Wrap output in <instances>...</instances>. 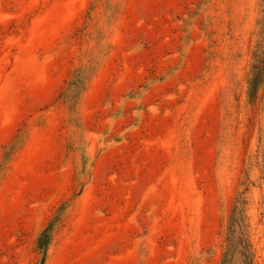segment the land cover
<instances>
[{
	"label": "rangeland",
	"instance_id": "374dc122",
	"mask_svg": "<svg viewBox=\"0 0 264 264\" xmlns=\"http://www.w3.org/2000/svg\"><path fill=\"white\" fill-rule=\"evenodd\" d=\"M0 264H264V0H0Z\"/></svg>",
	"mask_w": 264,
	"mask_h": 264
},
{
	"label": "trees",
	"instance_id": "16d2710c",
	"mask_svg": "<svg viewBox=\"0 0 264 264\" xmlns=\"http://www.w3.org/2000/svg\"><path fill=\"white\" fill-rule=\"evenodd\" d=\"M39 248V247H38Z\"/></svg>",
	"mask_w": 264,
	"mask_h": 264
}]
</instances>
